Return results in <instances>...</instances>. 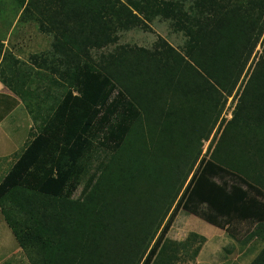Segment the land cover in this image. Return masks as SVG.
<instances>
[{"label":"trees","instance_id":"obj_1","mask_svg":"<svg viewBox=\"0 0 264 264\" xmlns=\"http://www.w3.org/2000/svg\"><path fill=\"white\" fill-rule=\"evenodd\" d=\"M7 3L51 37L27 62L0 40V82L32 121L0 213L29 264L193 259L199 245L166 236L181 209L264 240V0ZM154 18L184 35L180 48L157 36L94 57ZM248 264H264V246Z\"/></svg>","mask_w":264,"mask_h":264},{"label":"rangeland","instance_id":"obj_2","mask_svg":"<svg viewBox=\"0 0 264 264\" xmlns=\"http://www.w3.org/2000/svg\"><path fill=\"white\" fill-rule=\"evenodd\" d=\"M148 24L151 30L146 31L140 27H134L120 31L117 43L95 51L94 57L97 58L101 53L105 54L106 52L114 51V48L121 44L151 47L157 36H162L176 48H180L183 45L184 35L181 32L174 31L169 20L154 18ZM0 40L3 42L4 47L10 50L16 58L27 62L30 54L49 48L51 37L40 33L37 30L36 23L33 21H18L17 16L13 15L12 5L7 3L4 9L0 11ZM262 44H264V35L261 39ZM261 45L257 46V52L261 51ZM18 100L20 99L18 98ZM235 101L236 97L233 95L227 97L220 117L231 118ZM27 114L24 105H20L14 113L10 114L11 117L8 118L9 126L5 123L0 127V149L10 150L12 146L18 145L13 153L1 158L0 179L25 146L26 133L28 131L26 132V126L24 128V125L25 123H32L31 120L28 121V118H31ZM216 128L208 139L202 141V155L206 153ZM0 224L1 235L3 236L5 232H8L5 242L6 246L1 253L3 260L1 264H7L6 261L11 262L9 254H12L11 257L17 258L15 262L10 264H29L26 255L4 223L1 213ZM250 226L249 223L239 222L233 228H229L228 232L226 229L216 227L181 209L172 222L166 236L172 240L185 242L187 244L186 249L189 251H192L198 245L200 246L197 255L193 259L184 254L177 264H248L264 246V240L260 236L246 241ZM230 231L234 235H231ZM193 234L198 237L192 236Z\"/></svg>","mask_w":264,"mask_h":264},{"label":"crops","instance_id":"obj_3","mask_svg":"<svg viewBox=\"0 0 264 264\" xmlns=\"http://www.w3.org/2000/svg\"><path fill=\"white\" fill-rule=\"evenodd\" d=\"M20 105H23V103L20 100H18V97H16L3 83L0 82V127L2 126V124H5V123H6V125L9 126L8 118L11 117L10 114L14 113L15 110L20 107ZM28 117H29V115H28ZM29 120H31V119L28 118V121ZM25 126H26V132H27L29 127L31 126V123H29V124L25 123L24 128H25ZM16 130H18V129H16ZM26 136H27V133H26ZM17 146L18 145L12 146L10 150L0 149V161H1V158L7 156L10 153H13L17 149ZM4 223H5V221H4ZM1 232H2V229H1V224H0V264L3 262L2 257H1V253L3 251V248H5V246H6L5 242H6V239L8 236V232H5L3 236L1 235ZM3 237H4V240H3ZM11 253H13V252H11ZM8 256L10 257L11 262H15V259H17V258H14V256L11 257L12 254H9ZM6 262H7V264L11 263L9 261H6Z\"/></svg>","mask_w":264,"mask_h":264}]
</instances>
